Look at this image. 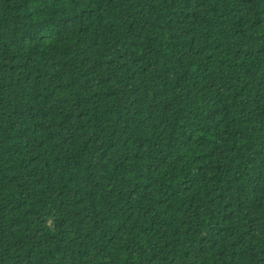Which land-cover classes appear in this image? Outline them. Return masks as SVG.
<instances>
[{"label":"trees","instance_id":"16d2710c","mask_svg":"<svg viewBox=\"0 0 264 264\" xmlns=\"http://www.w3.org/2000/svg\"><path fill=\"white\" fill-rule=\"evenodd\" d=\"M0 264H264V0H0Z\"/></svg>","mask_w":264,"mask_h":264}]
</instances>
